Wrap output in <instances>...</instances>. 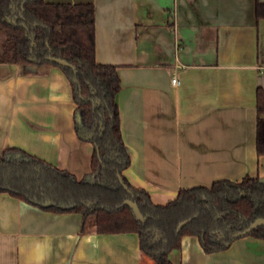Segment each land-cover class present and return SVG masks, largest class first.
I'll use <instances>...</instances> for the list:
<instances>
[{"label": "crops", "instance_id": "obj_1", "mask_svg": "<svg viewBox=\"0 0 264 264\" xmlns=\"http://www.w3.org/2000/svg\"><path fill=\"white\" fill-rule=\"evenodd\" d=\"M46 1L94 5V57L117 69L120 134L130 158L121 174L131 187L165 205L180 189L245 176L264 181V155L255 147L256 90H264V16L256 4L264 0ZM18 14L16 1L7 22ZM76 108L59 66L0 63V153L17 149L103 186L90 174L101 122L79 124ZM52 204L0 192V264H156L136 232L99 233L82 213ZM160 239L154 232L152 240ZM225 244L206 252L200 237L184 235L168 258L264 264V238L248 234Z\"/></svg>", "mask_w": 264, "mask_h": 264}, {"label": "trees", "instance_id": "obj_2", "mask_svg": "<svg viewBox=\"0 0 264 264\" xmlns=\"http://www.w3.org/2000/svg\"><path fill=\"white\" fill-rule=\"evenodd\" d=\"M16 1L21 17L14 24L7 22L6 17ZM256 15L264 16V4H256ZM0 30L5 35L0 45V63L58 66L45 59L50 54L75 66L76 73L59 67L70 80L77 104L76 118L86 127H96L101 122L92 139L90 174L105 182L100 186L90 184L85 177L77 180L66 170L10 148L0 153V192L39 205L51 201L49 208L57 211L82 213L85 220L92 218L99 233L136 232L140 249L156 264H172L168 253L179 248L184 235H197L204 250L212 252L225 248L232 234L256 218H264V181L259 177L245 176L239 182L219 180L209 188L180 189L165 205L152 204L145 190L128 184L121 174L130 158L120 134L116 101L119 77L116 66L95 61L93 3L0 0ZM256 110L255 147L259 156L264 155V90L260 87L256 90ZM118 174L132 195L121 187ZM127 198L137 203L146 217L144 223L134 218L128 206H120ZM187 218L191 221L177 233V224ZM154 232L161 235L159 241L152 240ZM216 232L224 237L217 238ZM249 235L264 238V227Z\"/></svg>", "mask_w": 264, "mask_h": 264}, {"label": "water", "instance_id": "obj_3", "mask_svg": "<svg viewBox=\"0 0 264 264\" xmlns=\"http://www.w3.org/2000/svg\"><path fill=\"white\" fill-rule=\"evenodd\" d=\"M25 1H22L21 3V10H23V4H24ZM21 15V14H20ZM19 14L13 19V23L15 24L16 23V20L19 18L20 16ZM21 17V16H20ZM8 19V18H7ZM21 27L25 28L26 29V25L24 23H21L20 24ZM31 39V45H33V42H34V39L33 37L30 38ZM49 52H50V49L48 48ZM32 59V58H31ZM30 59V60H31ZM45 59L51 63H54L60 67H64V68H69L73 71V73H76V68L74 65H72L70 62H68L66 59H63V58H60V57H55V56H52V55H47L45 57ZM79 124L81 123L79 120H78ZM117 178H118V181L121 185V187L129 194V195H132V190L130 189V187L123 181V178L120 174L117 175ZM128 206L131 211H132V215L134 216V218L141 222V223H144L146 221V217L141 213L138 205L136 202H134L132 199L130 198H127L125 199L121 204L120 206ZM191 221V218H187V219H184L182 221H180L177 226H176V232L178 233L181 228L185 225H187L189 222ZM260 226H263L264 227V218H256L255 220H253L246 228H244L243 230L241 231H238L234 234H232V238H237V237H240V236H244V235H248L249 233H251L253 230H255L256 228L260 227Z\"/></svg>", "mask_w": 264, "mask_h": 264}, {"label": "built area", "instance_id": "obj_4", "mask_svg": "<svg viewBox=\"0 0 264 264\" xmlns=\"http://www.w3.org/2000/svg\"><path fill=\"white\" fill-rule=\"evenodd\" d=\"M171 82H172L173 85H177V84H178V79H177V77H176V76H172V77H171Z\"/></svg>", "mask_w": 264, "mask_h": 264}, {"label": "rangeland", "instance_id": "obj_5", "mask_svg": "<svg viewBox=\"0 0 264 264\" xmlns=\"http://www.w3.org/2000/svg\"><path fill=\"white\" fill-rule=\"evenodd\" d=\"M4 37H5V35H4L3 31L0 30V38L3 39ZM0 40H1V39H0ZM87 221L92 222V218L89 217V218L87 219Z\"/></svg>", "mask_w": 264, "mask_h": 264}, {"label": "flooded vegetation", "instance_id": "obj_6", "mask_svg": "<svg viewBox=\"0 0 264 264\" xmlns=\"http://www.w3.org/2000/svg\"><path fill=\"white\" fill-rule=\"evenodd\" d=\"M223 235V234H222ZM224 237V236H223Z\"/></svg>", "mask_w": 264, "mask_h": 264}]
</instances>
